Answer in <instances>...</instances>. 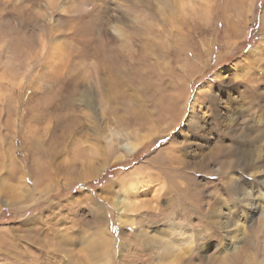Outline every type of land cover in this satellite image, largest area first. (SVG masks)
Masks as SVG:
<instances>
[{
    "label": "rangeland",
    "instance_id": "1",
    "mask_svg": "<svg viewBox=\"0 0 264 264\" xmlns=\"http://www.w3.org/2000/svg\"><path fill=\"white\" fill-rule=\"evenodd\" d=\"M158 2L0 0V264H264V0Z\"/></svg>",
    "mask_w": 264,
    "mask_h": 264
},
{
    "label": "bare ground",
    "instance_id": "2",
    "mask_svg": "<svg viewBox=\"0 0 264 264\" xmlns=\"http://www.w3.org/2000/svg\"><path fill=\"white\" fill-rule=\"evenodd\" d=\"M186 6H188V7L192 6V5L190 6V0H159V2H158V7H159L158 10L161 13H163V14L168 11V8H170V9L171 8L172 9L176 8V10L177 9L178 10L179 9L183 10L184 7H186ZM139 144L140 143L137 142L136 139H134L133 142L123 145L122 149L124 150L125 153L131 154L137 149V146ZM120 157H122V156H120ZM234 181H231V184H230L231 190H233V189L237 190V189H240L241 186H243L242 183H240L239 181L238 182L237 181L234 182ZM190 182H192V181H190ZM190 182H188V188L189 189H191L190 185H192ZM262 182L264 183V181H262ZM138 185H139V180L136 179L135 177L126 180L125 184H124V186L122 188L121 195H119L117 198H113V200L111 201L112 206H114L116 208V210H117L118 220L120 222L124 223V224H125V222L128 219H130L129 217L132 214V212L141 209V207L143 205L142 203L146 201V199L142 200V199L139 198V194H138V191H137ZM242 193L245 194V192H242ZM188 195H190V194H188ZM262 197H264V192L261 193V198ZM166 199H167V205H168L169 209L170 208L172 209V207L173 208H177L178 206L184 207L187 204H192L193 203L191 201V199H189L188 196L180 194V193L177 194V193L174 192V190L169 191V193L167 194ZM148 203H149V201H148ZM219 205H218V207L216 205L217 208L213 209V213H214V211H216V210L219 211L221 209V207ZM132 220H131V222H132ZM220 223L221 224L223 223L224 225H227V219L224 220V221L221 220ZM158 231H160V233L162 235L155 233L156 235L151 234L149 236L150 241L154 244V247L156 248V251H157L156 254H157V262H158V264H162V263H164L166 261L168 263H170V262L171 263H173V262L177 263L179 258H180L179 257L180 253L182 251L181 247L185 246L187 251H190L193 248V246H194V243H193L194 241L192 240L191 234H190L191 230H189V229L178 228L177 226H175L173 224H170V222H169V224H165L164 226H162V228H159ZM234 263H236V261ZM188 264H193V263L191 262V260H189Z\"/></svg>",
    "mask_w": 264,
    "mask_h": 264
}]
</instances>
